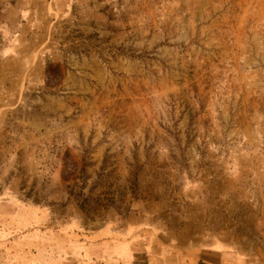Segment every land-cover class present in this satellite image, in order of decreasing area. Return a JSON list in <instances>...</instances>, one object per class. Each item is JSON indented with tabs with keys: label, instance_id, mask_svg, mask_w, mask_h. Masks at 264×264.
Returning a JSON list of instances; mask_svg holds the SVG:
<instances>
[{
	"label": "rangeland",
	"instance_id": "rangeland-1",
	"mask_svg": "<svg viewBox=\"0 0 264 264\" xmlns=\"http://www.w3.org/2000/svg\"><path fill=\"white\" fill-rule=\"evenodd\" d=\"M113 220L264 257V0H0V249Z\"/></svg>",
	"mask_w": 264,
	"mask_h": 264
},
{
	"label": "crops",
	"instance_id": "crops-1",
	"mask_svg": "<svg viewBox=\"0 0 264 264\" xmlns=\"http://www.w3.org/2000/svg\"><path fill=\"white\" fill-rule=\"evenodd\" d=\"M144 231L134 220H113L83 239L56 241L57 256L50 257L40 247L29 251L20 240V246L0 249V264H264V257L229 242L187 238L172 244L169 237Z\"/></svg>",
	"mask_w": 264,
	"mask_h": 264
},
{
	"label": "trees",
	"instance_id": "trees-1",
	"mask_svg": "<svg viewBox=\"0 0 264 264\" xmlns=\"http://www.w3.org/2000/svg\"><path fill=\"white\" fill-rule=\"evenodd\" d=\"M48 72V69L46 70ZM48 74V73H47ZM48 78V77H47Z\"/></svg>",
	"mask_w": 264,
	"mask_h": 264
}]
</instances>
